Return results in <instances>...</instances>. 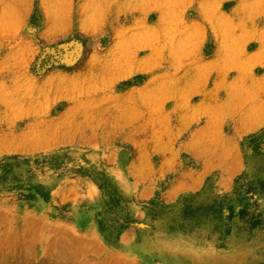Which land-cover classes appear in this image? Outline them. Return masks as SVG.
Masks as SVG:
<instances>
[{
    "label": "rangeland",
    "instance_id": "1",
    "mask_svg": "<svg viewBox=\"0 0 264 264\" xmlns=\"http://www.w3.org/2000/svg\"><path fill=\"white\" fill-rule=\"evenodd\" d=\"M0 264H264V0H0Z\"/></svg>",
    "mask_w": 264,
    "mask_h": 264
}]
</instances>
